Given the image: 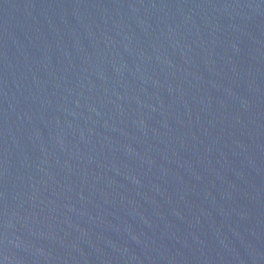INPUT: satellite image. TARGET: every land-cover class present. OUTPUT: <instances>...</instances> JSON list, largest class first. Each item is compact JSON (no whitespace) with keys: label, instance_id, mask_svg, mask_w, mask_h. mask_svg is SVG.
Wrapping results in <instances>:
<instances>
[{"label":"water","instance_id":"obj_1","mask_svg":"<svg viewBox=\"0 0 264 264\" xmlns=\"http://www.w3.org/2000/svg\"><path fill=\"white\" fill-rule=\"evenodd\" d=\"M0 264H264V0H0Z\"/></svg>","mask_w":264,"mask_h":264}]
</instances>
